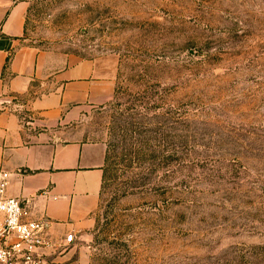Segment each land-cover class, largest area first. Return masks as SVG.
Masks as SVG:
<instances>
[{"label":"rangeland","instance_id":"rangeland-1","mask_svg":"<svg viewBox=\"0 0 264 264\" xmlns=\"http://www.w3.org/2000/svg\"><path fill=\"white\" fill-rule=\"evenodd\" d=\"M25 1L28 46L118 62L89 264H264V0Z\"/></svg>","mask_w":264,"mask_h":264},{"label":"crops","instance_id":"crops-1","mask_svg":"<svg viewBox=\"0 0 264 264\" xmlns=\"http://www.w3.org/2000/svg\"><path fill=\"white\" fill-rule=\"evenodd\" d=\"M28 10L0 0V171L28 220L47 221L55 243L74 235L52 264H89L79 247L97 226L107 146L90 139L87 120L113 100L118 62L28 46Z\"/></svg>","mask_w":264,"mask_h":264},{"label":"built area","instance_id":"built-area-1","mask_svg":"<svg viewBox=\"0 0 264 264\" xmlns=\"http://www.w3.org/2000/svg\"><path fill=\"white\" fill-rule=\"evenodd\" d=\"M10 178L0 171V264H52L74 245L75 237L55 243L47 221L28 220L22 203L7 195Z\"/></svg>","mask_w":264,"mask_h":264},{"label":"trees","instance_id":"trees-1","mask_svg":"<svg viewBox=\"0 0 264 264\" xmlns=\"http://www.w3.org/2000/svg\"><path fill=\"white\" fill-rule=\"evenodd\" d=\"M105 176H106V169H105V175H104V180H103V186H104V182H105Z\"/></svg>","mask_w":264,"mask_h":264}]
</instances>
